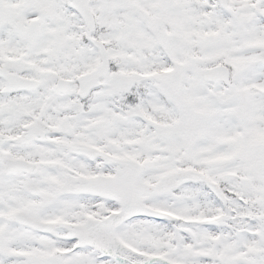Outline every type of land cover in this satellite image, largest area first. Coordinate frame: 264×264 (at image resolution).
<instances>
[{"label":"snow or ice","instance_id":"6c2138e0","mask_svg":"<svg viewBox=\"0 0 264 264\" xmlns=\"http://www.w3.org/2000/svg\"><path fill=\"white\" fill-rule=\"evenodd\" d=\"M0 264H264V0H0Z\"/></svg>","mask_w":264,"mask_h":264}]
</instances>
